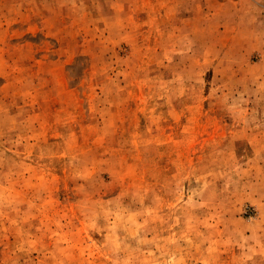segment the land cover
<instances>
[{
  "label": "rangeland",
  "instance_id": "374dc122",
  "mask_svg": "<svg viewBox=\"0 0 264 264\" xmlns=\"http://www.w3.org/2000/svg\"><path fill=\"white\" fill-rule=\"evenodd\" d=\"M0 264H264V0H0Z\"/></svg>",
  "mask_w": 264,
  "mask_h": 264
}]
</instances>
